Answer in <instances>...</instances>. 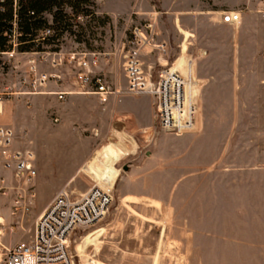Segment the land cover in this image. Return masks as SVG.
Segmentation results:
<instances>
[{
    "label": "rangeland",
    "instance_id": "obj_1",
    "mask_svg": "<svg viewBox=\"0 0 264 264\" xmlns=\"http://www.w3.org/2000/svg\"><path fill=\"white\" fill-rule=\"evenodd\" d=\"M90 9L93 16L75 19L43 49H56L65 59L73 52L98 54L97 73L115 84L117 95L106 103L88 94L64 102L36 94L6 103L0 125L27 130L38 176L29 215H3L0 244L27 242L35 219L61 188L77 198L97 187L110 190L111 203L101 220L70 234L73 264H188L192 238L221 241L204 210L218 214L222 170L234 173L241 163L249 170L258 153L256 167L264 171V0H94ZM221 12H237L240 21L223 25ZM150 13L169 43L171 61L182 50L193 62L195 97L185 103L196 107L193 132L163 131L153 97L127 92L121 46ZM26 58L20 57L23 64ZM149 66L151 75L159 69L155 55L145 60ZM40 69L53 71L49 63ZM57 70L64 86L50 82L38 91L77 90L68 68ZM150 121L152 135L142 136ZM116 147L128 155L120 158Z\"/></svg>",
    "mask_w": 264,
    "mask_h": 264
},
{
    "label": "built area",
    "instance_id": "obj_2",
    "mask_svg": "<svg viewBox=\"0 0 264 264\" xmlns=\"http://www.w3.org/2000/svg\"><path fill=\"white\" fill-rule=\"evenodd\" d=\"M12 7L13 18L8 21L3 16L7 12L6 0H0V118L7 102L24 96L45 94L64 102L68 96L88 94L106 103L110 96L117 95V88L97 73L98 54L73 52L65 59L58 50L20 52L16 0ZM219 20L221 24L233 25L240 21V14L221 12ZM52 35L53 31L45 28L37 38L44 42ZM121 47L127 92L153 97L163 131L177 134L195 131L196 107L193 102L185 106L184 77L181 72L172 71L176 59L171 61L169 43L157 16L150 13L148 20L133 25ZM153 55L159 69L151 75L152 67L146 70L144 66L145 60ZM20 57H27L24 64ZM43 63H49L53 71H42ZM62 66L68 68L71 85L77 90L38 91L50 82L64 86L62 73H56ZM27 136V130L17 133L14 128L0 125V237L5 228L3 215L8 212L10 218L23 220L36 198V154L27 147ZM110 203V190L104 188L92 187L77 198L67 186L61 188L35 219L27 242L20 241L8 248L0 244V264H73L68 250L70 234L76 228L90 227L101 220Z\"/></svg>",
    "mask_w": 264,
    "mask_h": 264
},
{
    "label": "crops",
    "instance_id": "obj_3",
    "mask_svg": "<svg viewBox=\"0 0 264 264\" xmlns=\"http://www.w3.org/2000/svg\"><path fill=\"white\" fill-rule=\"evenodd\" d=\"M262 12H260V15L264 21ZM180 30L182 29L179 28ZM189 37H191V34H189ZM185 52L182 54V50L180 51L179 58L172 66V71H181L184 77V98L185 103H187L195 97L193 86L196 81L193 80L192 72L190 71L192 70L193 62H187ZM111 84L115 86L114 83ZM5 109L6 104L4 105L3 115ZM148 126L149 129L142 136L152 135L154 125L150 121ZM111 144L114 145L113 143ZM116 150L119 154L117 156L120 158L128 155L117 147ZM260 157L258 153L251 156V167L249 170H244L242 163L237 166V170L234 173L227 174L225 169L222 170L216 179L225 187L218 214L212 208H205L204 210L205 221L209 222L210 230L219 229L221 241L212 242L207 239L199 241L192 238V249L187 259L188 264H264V171L257 168V163H255L259 161ZM237 160L239 161V159H236V162ZM261 160L264 161V156ZM92 178L95 179L94 177ZM217 216L218 225L216 226L214 217L217 218ZM199 217L200 215L198 216V222L201 221ZM193 219H196L194 213ZM203 221L202 219V224Z\"/></svg>",
    "mask_w": 264,
    "mask_h": 264
},
{
    "label": "trees",
    "instance_id": "obj_4",
    "mask_svg": "<svg viewBox=\"0 0 264 264\" xmlns=\"http://www.w3.org/2000/svg\"><path fill=\"white\" fill-rule=\"evenodd\" d=\"M94 0H16L20 52H40L43 46L51 45L56 37L71 28V22L80 17L93 16L90 9ZM13 0H6L5 18H13ZM4 23H7L4 22ZM2 25V24H1ZM45 28L53 31V35L44 42L38 40V34ZM2 43V40L0 41ZM2 45V44H1ZM50 51H57L52 49Z\"/></svg>",
    "mask_w": 264,
    "mask_h": 264
},
{
    "label": "water",
    "instance_id": "obj_5",
    "mask_svg": "<svg viewBox=\"0 0 264 264\" xmlns=\"http://www.w3.org/2000/svg\"><path fill=\"white\" fill-rule=\"evenodd\" d=\"M93 135H95V132H93ZM124 171H127L128 170V167L127 166H124Z\"/></svg>",
    "mask_w": 264,
    "mask_h": 264
}]
</instances>
